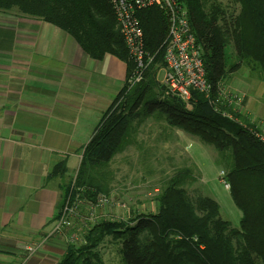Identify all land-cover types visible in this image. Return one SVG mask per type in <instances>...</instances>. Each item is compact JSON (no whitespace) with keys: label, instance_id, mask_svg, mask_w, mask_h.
Segmentation results:
<instances>
[{"label":"trees","instance_id":"trees-1","mask_svg":"<svg viewBox=\"0 0 264 264\" xmlns=\"http://www.w3.org/2000/svg\"><path fill=\"white\" fill-rule=\"evenodd\" d=\"M232 1L239 7L236 12L218 0H178L201 46L213 96L223 87L227 72L243 65L264 76V0ZM0 10L43 19L72 35L94 59L112 54L127 64L126 82L84 147L79 168L64 188V201L79 189L88 198L109 195L111 161L131 143L138 125L154 117L215 149V163L225 168L231 198L242 212L239 226L233 227L221 217L215 199L207 195L192 199L187 185L197 177L193 167L183 166L158 190L152 211L101 219L87 229L76 221L85 230L84 241L69 243L60 264L101 261L99 247L108 237L118 243L123 264H264V140L255 137L252 128L259 131L258 127L242 112L236 115L246 126L217 112L201 92L192 90L191 107L166 93L158 73L165 66L168 24L158 7L138 12L152 60L133 84L128 80L134 62L109 0H0ZM229 45L236 61H231ZM65 173L66 162H60L51 175Z\"/></svg>","mask_w":264,"mask_h":264},{"label":"crops","instance_id":"crops-1","mask_svg":"<svg viewBox=\"0 0 264 264\" xmlns=\"http://www.w3.org/2000/svg\"><path fill=\"white\" fill-rule=\"evenodd\" d=\"M126 77L117 56L94 59L57 26L0 10V264H60L69 243L84 241L83 228L79 239L70 229L54 234V220ZM251 77L243 75L246 86L235 78L230 88L244 96L241 112L264 134V78L254 87ZM60 162L65 175H51Z\"/></svg>","mask_w":264,"mask_h":264},{"label":"rangeland","instance_id":"rangeland-1","mask_svg":"<svg viewBox=\"0 0 264 264\" xmlns=\"http://www.w3.org/2000/svg\"><path fill=\"white\" fill-rule=\"evenodd\" d=\"M222 5L236 12L239 7L232 0H218ZM228 50L231 61H236L233 47ZM247 65L239 72H227L221 85L225 90H233L234 79L246 86V75H252V86L256 87L263 74L257 71H247ZM246 72V73H245ZM252 72V73H250ZM164 67L158 77L164 79ZM241 74L243 75L241 76ZM218 154L215 149L203 143L197 136L189 134L177 127H171L164 120L149 117L137 127L132 141L126 148L115 155L109 168L113 171L111 191L108 204L103 211L99 210L101 219L129 218L134 213H144L156 208L155 195L175 171L183 166L193 167L196 181L187 185L189 196L195 199L199 195H207L215 199L221 207V217L229 220L233 227H238L242 212L233 202L229 189L224 186L221 176L225 168L215 163ZM88 214L86 206L82 214ZM95 220V221H96ZM89 224H92L91 222ZM74 231L80 237L82 231L74 224ZM80 243L79 241H77ZM101 261L93 259V264H123L119 245L108 237L99 247Z\"/></svg>","mask_w":264,"mask_h":264},{"label":"built area","instance_id":"built-area-1","mask_svg":"<svg viewBox=\"0 0 264 264\" xmlns=\"http://www.w3.org/2000/svg\"><path fill=\"white\" fill-rule=\"evenodd\" d=\"M109 2L115 14L116 28L134 62V69L128 80L130 84L142 78L152 60L145 48L144 30L138 12L149 7H158L166 16L168 24L164 55L165 73L162 80L166 93L180 97L187 102L188 107H191L189 100L192 90H196L205 95L217 112L243 126L247 125L236 115L244 106L242 94L220 87L217 96H213V86L207 78L201 46L191 30L187 13L178 0H109ZM252 133L259 140H264L263 133L255 129ZM225 173L222 171L221 174L224 178ZM224 186L226 189L230 188L226 178ZM83 193L85 192L79 189L64 201L54 220L52 230L54 234L71 230L76 221H80L84 229L98 221L95 217L99 216V210L103 211L108 204V195L98 194L94 198H88L83 196ZM84 206L88 209V214H82ZM90 222L92 224H89ZM27 249L32 251L34 247Z\"/></svg>","mask_w":264,"mask_h":264}]
</instances>
